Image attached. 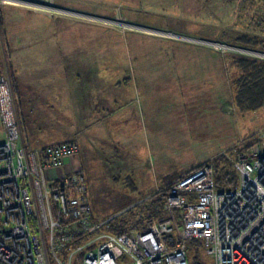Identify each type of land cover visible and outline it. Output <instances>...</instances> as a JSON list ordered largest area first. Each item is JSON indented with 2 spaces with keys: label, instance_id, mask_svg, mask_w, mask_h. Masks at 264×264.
<instances>
[{
  "label": "rangeland",
  "instance_id": "374dc122",
  "mask_svg": "<svg viewBox=\"0 0 264 264\" xmlns=\"http://www.w3.org/2000/svg\"><path fill=\"white\" fill-rule=\"evenodd\" d=\"M31 1L75 14L0 0V74L11 81L19 128L15 55L69 60L72 85L75 74L85 81L86 113L65 114L70 124L55 137L80 144L61 177L84 175L95 219L141 228L160 217L150 207L177 180L218 157L233 164L264 139V106L241 112L231 81L232 56L264 58L225 46L264 53V0Z\"/></svg>",
  "mask_w": 264,
  "mask_h": 264
},
{
  "label": "built area",
  "instance_id": "2783aa9c",
  "mask_svg": "<svg viewBox=\"0 0 264 264\" xmlns=\"http://www.w3.org/2000/svg\"><path fill=\"white\" fill-rule=\"evenodd\" d=\"M0 121V264H76L81 254L77 264H264V139L233 162L236 188L218 191L208 162L170 187L162 217L115 234L106 231L112 219L92 215L79 169L48 176L79 156L78 142L23 146L5 74ZM195 243L207 261L191 262Z\"/></svg>",
  "mask_w": 264,
  "mask_h": 264
},
{
  "label": "crops",
  "instance_id": "0c3cea01",
  "mask_svg": "<svg viewBox=\"0 0 264 264\" xmlns=\"http://www.w3.org/2000/svg\"><path fill=\"white\" fill-rule=\"evenodd\" d=\"M15 57L11 59V65L23 144L29 148H38L67 142L69 137L55 136L70 124L69 119L66 123L65 114L68 118L71 112L86 113L88 95L85 81L81 75L75 74L76 85H72L69 60L48 58L29 62ZM49 66L52 72L49 68L42 71ZM96 97L99 99L98 95ZM79 121L84 122L85 117H79ZM3 139L4 131L0 121V142ZM71 167L70 161L66 160L62 168L48 171V176L61 177L71 171Z\"/></svg>",
  "mask_w": 264,
  "mask_h": 264
},
{
  "label": "trees",
  "instance_id": "16d2710c",
  "mask_svg": "<svg viewBox=\"0 0 264 264\" xmlns=\"http://www.w3.org/2000/svg\"><path fill=\"white\" fill-rule=\"evenodd\" d=\"M231 60L235 73V76L231 81L236 107L241 112L257 111L264 106V60L244 56H232ZM254 145H251L242 151L244 152ZM23 146L28 150L34 149L29 148L24 144ZM211 163L214 167L215 187L218 191L231 190L238 186V174L234 169L233 164H231L225 157H218ZM167 195L168 193H164L161 199L157 202V205H151L149 212H153L155 215L158 214L157 216L162 217L164 215L163 206ZM153 206H157L155 212L153 210ZM170 215L177 217V212H173ZM120 220L121 219H112L107 224L108 226L106 231L115 234H123L131 229H140L126 227V225H124V223H122ZM192 246H194V248L197 250L196 252L191 250L190 254V260L194 263L199 261L198 257L199 253L201 252L199 251V247H201V244L195 243L192 244ZM82 258L83 255L81 254L78 256L77 261H80Z\"/></svg>",
  "mask_w": 264,
  "mask_h": 264
},
{
  "label": "water",
  "instance_id": "95a60500",
  "mask_svg": "<svg viewBox=\"0 0 264 264\" xmlns=\"http://www.w3.org/2000/svg\"><path fill=\"white\" fill-rule=\"evenodd\" d=\"M12 1L15 2V3L21 4V5H27V6H31V7H35V8L44 9V10H51V11H55V12L58 11V12L67 13V14H75V12H72V11H69V10H66V9L45 5L43 3H35V1H31V0H11V2ZM130 28H134V29H138V30H142V31H148V32H157L159 34H164V35H168V36L181 37V36H178V35H175V34L163 32V31H160V30L151 29V28L143 27V26H139V25H133ZM202 43L208 44V45H212V46H215V47H217L216 45L219 44V42H213V41H202ZM225 46L229 47L230 50L238 51L239 53H244V54H249V55H252V56L264 58V53L259 52V51L249 50V49L240 48V47H233V46H228V45H225Z\"/></svg>",
  "mask_w": 264,
  "mask_h": 264
},
{
  "label": "bare ground",
  "instance_id": "6f19581e",
  "mask_svg": "<svg viewBox=\"0 0 264 264\" xmlns=\"http://www.w3.org/2000/svg\"><path fill=\"white\" fill-rule=\"evenodd\" d=\"M3 1H5V3H10V4H12V5H13V4H14V5H18L17 3L13 2V1L11 2V0H3ZM34 8H35V7H34ZM38 9H40V8H38ZM100 20H103V19H100ZM117 22L122 23V25H123V21H117ZM124 25H125V24H124ZM124 25H123V26H124ZM126 26H132V25H128V24H127Z\"/></svg>",
  "mask_w": 264,
  "mask_h": 264
}]
</instances>
